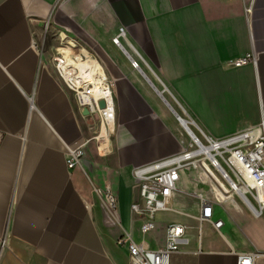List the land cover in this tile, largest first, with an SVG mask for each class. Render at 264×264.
I'll list each match as a JSON object with an SVG mask.
<instances>
[{
  "label": "crops",
  "instance_id": "0c3cea01",
  "mask_svg": "<svg viewBox=\"0 0 264 264\" xmlns=\"http://www.w3.org/2000/svg\"><path fill=\"white\" fill-rule=\"evenodd\" d=\"M45 24L51 42L75 41L114 81L107 155L56 74L59 46L38 43ZM120 27L122 47L112 40ZM247 53L255 62L235 63ZM262 104L264 0H0V264H130L118 235L157 248L170 222L187 228L169 264H237L238 252H264V214L235 196L216 192L220 232L198 225L190 168L149 234L130 208L139 200L132 168L186 145L180 118L218 138L257 125ZM83 141L82 161L69 169L67 149ZM106 186L114 214L95 192Z\"/></svg>",
  "mask_w": 264,
  "mask_h": 264
},
{
  "label": "built area",
  "instance_id": "2783aa9c",
  "mask_svg": "<svg viewBox=\"0 0 264 264\" xmlns=\"http://www.w3.org/2000/svg\"><path fill=\"white\" fill-rule=\"evenodd\" d=\"M44 27L47 30V24ZM123 36L124 29L120 27L112 40L122 47L119 38ZM63 43L53 56L54 69L64 86L72 92L79 108H86L87 115L97 119V149L106 151V140L115 121L114 81L105 72L101 61L87 49L75 41L64 40ZM248 60L255 62L254 54L247 53L235 63ZM130 62L138 68L139 61L130 57ZM183 129L187 143L181 151L132 168L139 200L132 202L130 208L139 221L140 234L145 236L153 231L157 212L173 210L171 201L180 191L178 181L181 171L186 168L200 169L213 187L214 199L198 197L200 211L193 215L198 225L209 223L220 232L223 221L214 217L213 208L218 200L216 192L223 197H237L254 217L264 214V104L260 105L257 125L223 137H211L193 122L186 124V120ZM84 144L85 141L68 147L66 165L69 169L80 165ZM95 192L104 208L114 214L117 199L109 186L95 188ZM186 228L185 222L168 223L164 242L157 248H150L143 238L135 240L127 231L118 235L116 244L127 250L130 264H169L170 255L179 250L184 240ZM236 256L237 264H264V252H238Z\"/></svg>",
  "mask_w": 264,
  "mask_h": 264
},
{
  "label": "rangeland",
  "instance_id": "374dc122",
  "mask_svg": "<svg viewBox=\"0 0 264 264\" xmlns=\"http://www.w3.org/2000/svg\"><path fill=\"white\" fill-rule=\"evenodd\" d=\"M50 35H51V32L49 31V29L47 28V30H46L45 27L43 26L42 34L40 35L38 43L39 44H43L44 46H46L47 44H51V43L52 44L53 43L56 44V46H61V45L64 44L63 43L64 40H62L63 42L59 41V40L56 41V42L55 41L51 42L50 41ZM42 40L45 43H42ZM52 59H53V57H52ZM166 96L168 97L167 94H166ZM168 99H170V101L173 102V100L171 98L168 97ZM88 123L90 124V127L92 129L90 139L94 140V145H95L96 151L100 155L109 154L110 153V145H109L110 135H109V138L106 140V144H107V147H108L107 150L106 151H102L101 149H97L98 139L95 138V136L98 134L99 124L97 122V119H93L91 117L88 118ZM188 178H189L190 182L192 183V187L190 189L191 193H193L194 195L197 194L198 196H202V197H206V198H208V197L213 195V193H212V189H213L212 184H210V182L206 179V177L203 175V173H202V171L200 169H198V168H190L189 169V173H188Z\"/></svg>",
  "mask_w": 264,
  "mask_h": 264
},
{
  "label": "water",
  "instance_id": "95a60500",
  "mask_svg": "<svg viewBox=\"0 0 264 264\" xmlns=\"http://www.w3.org/2000/svg\"><path fill=\"white\" fill-rule=\"evenodd\" d=\"M165 102H167L166 100H165ZM99 105L102 107L103 106V102L102 101H100V103H99ZM171 108V107H170ZM171 110L173 111V113L178 117V118H180L179 117V115L171 108ZM82 113L83 114H87V109L86 108H84V109H82ZM184 121V120H183Z\"/></svg>",
  "mask_w": 264,
  "mask_h": 264
},
{
  "label": "bare ground",
  "instance_id": "6f19581e",
  "mask_svg": "<svg viewBox=\"0 0 264 264\" xmlns=\"http://www.w3.org/2000/svg\"><path fill=\"white\" fill-rule=\"evenodd\" d=\"M180 120H181V123H183V126H184L185 122L181 118H180ZM187 127H189V126H187ZM189 129H190V127H189Z\"/></svg>",
  "mask_w": 264,
  "mask_h": 264
}]
</instances>
